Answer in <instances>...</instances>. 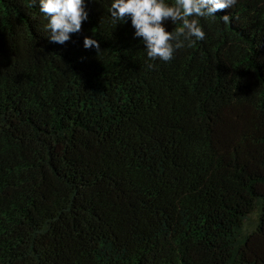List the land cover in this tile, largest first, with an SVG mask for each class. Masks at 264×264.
Wrapping results in <instances>:
<instances>
[{"label":"trees","instance_id":"1","mask_svg":"<svg viewBox=\"0 0 264 264\" xmlns=\"http://www.w3.org/2000/svg\"><path fill=\"white\" fill-rule=\"evenodd\" d=\"M112 2L0 0V264H264V0L151 70Z\"/></svg>","mask_w":264,"mask_h":264},{"label":"clouds","instance_id":"2","mask_svg":"<svg viewBox=\"0 0 264 264\" xmlns=\"http://www.w3.org/2000/svg\"><path fill=\"white\" fill-rule=\"evenodd\" d=\"M37 0H31L35 6ZM39 10L48 21L45 29L52 43L60 45L70 41L71 35L82 31V24L89 18L85 0H38ZM237 4V0H174L169 5L165 0H113L109 9L114 25L131 20L134 37L141 39L146 50L147 67L155 69V61L169 63L179 49L192 47L203 41L206 33L200 25L201 18H215ZM225 25L232 21L230 15L220 16ZM180 26L168 31L166 25ZM85 49L95 48L101 52L97 40L85 37Z\"/></svg>","mask_w":264,"mask_h":264}]
</instances>
